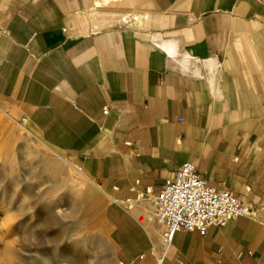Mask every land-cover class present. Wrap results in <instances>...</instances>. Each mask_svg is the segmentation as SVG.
Instances as JSON below:
<instances>
[{"label":"crops","instance_id":"1","mask_svg":"<svg viewBox=\"0 0 264 264\" xmlns=\"http://www.w3.org/2000/svg\"><path fill=\"white\" fill-rule=\"evenodd\" d=\"M0 108L99 188L118 264H264V0H0ZM186 161L250 213L165 243Z\"/></svg>","mask_w":264,"mask_h":264},{"label":"rangeland","instance_id":"2","mask_svg":"<svg viewBox=\"0 0 264 264\" xmlns=\"http://www.w3.org/2000/svg\"><path fill=\"white\" fill-rule=\"evenodd\" d=\"M76 160L0 108V264H118Z\"/></svg>","mask_w":264,"mask_h":264},{"label":"built area","instance_id":"3","mask_svg":"<svg viewBox=\"0 0 264 264\" xmlns=\"http://www.w3.org/2000/svg\"><path fill=\"white\" fill-rule=\"evenodd\" d=\"M147 216L163 225L162 239L170 243L181 230L205 236L212 225L225 226L231 219L250 213V207L228 189L211 186L197 165L186 161L174 177L152 197Z\"/></svg>","mask_w":264,"mask_h":264}]
</instances>
